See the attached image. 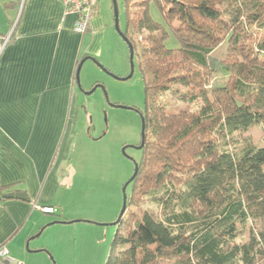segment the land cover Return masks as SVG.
<instances>
[{"label":"trees","instance_id":"1","mask_svg":"<svg viewBox=\"0 0 264 264\" xmlns=\"http://www.w3.org/2000/svg\"><path fill=\"white\" fill-rule=\"evenodd\" d=\"M123 3L146 135L106 264H264V145L244 136L264 133V0ZM8 188L0 181V202Z\"/></svg>","mask_w":264,"mask_h":264},{"label":"crops","instance_id":"2","mask_svg":"<svg viewBox=\"0 0 264 264\" xmlns=\"http://www.w3.org/2000/svg\"><path fill=\"white\" fill-rule=\"evenodd\" d=\"M8 3L17 19L8 33L0 32V181L27 199L0 202V246L15 263L33 264L37 252L27 242L30 249L54 251L61 241L50 238L52 225L82 217L67 212L73 183L65 177L84 116L76 72L84 57L100 52L102 26L92 17L88 32H75V15L65 14L59 0ZM87 144L81 142L83 151Z\"/></svg>","mask_w":264,"mask_h":264},{"label":"rangeland","instance_id":"3","mask_svg":"<svg viewBox=\"0 0 264 264\" xmlns=\"http://www.w3.org/2000/svg\"><path fill=\"white\" fill-rule=\"evenodd\" d=\"M4 1L0 0V32L8 33L17 17L15 9L5 7ZM116 1L119 26L124 31L125 6L123 0ZM149 9L156 21L165 23L163 13L154 1H151ZM92 17H98L102 26L98 37L100 52L89 54L94 59L84 62L80 80L84 91H89L97 83L103 84L106 90L98 87L91 94L80 91L84 116L72 149L70 175L65 177L68 185L73 183L66 195L67 212L82 217L74 216L70 221H77L71 223L53 224L55 229H52L50 238H59L61 243L54 251L49 250L51 254L45 251L33 253V264H53V260L56 264H106L117 229L111 223L118 218L123 206V187L134 173V160L139 161L142 155V149L136 147L142 132L140 113L110 104L135 106L140 111L145 107V88L140 68L135 65L132 77L127 80L115 77L128 75L131 64L129 45L116 28L114 0H97ZM165 44L171 48L180 45L171 32ZM224 48L216 52L217 55L220 56ZM226 78L227 73L221 71L217 73L215 82H224ZM169 98L176 106L186 105L175 94ZM245 135L250 136L254 143L264 145L260 125L253 126ZM85 140L88 144L83 151L81 142ZM130 190L131 184L127 186V193ZM149 203L136 207L138 213L146 205L151 206ZM250 226L247 224L241 228L239 241L249 239ZM60 228H63L62 232Z\"/></svg>","mask_w":264,"mask_h":264},{"label":"water","instance_id":"4","mask_svg":"<svg viewBox=\"0 0 264 264\" xmlns=\"http://www.w3.org/2000/svg\"><path fill=\"white\" fill-rule=\"evenodd\" d=\"M114 8H115V22H116V28L117 30L119 31V33L121 34V36L124 38V40H126V42L128 43L129 45V48H130V64H131V71L128 75L124 76V77H119V76H115L116 78L118 79H121V80H127L129 78L132 77L133 73H134V70H135V61H134V46L132 44V42L128 39V37L125 35L124 31L121 30L120 26H119V10H118V4H117V1L114 0ZM88 59H94V57L92 56H86L84 57L80 63H79V66L77 68V72H76V83H77V86L78 88L87 93V94H91L93 93L98 87H102L104 90L105 89V86L101 83H97L95 84L89 91H84L83 88H82V85H81V80H80V73H81V68L84 64V62ZM112 106H116V107H123V108H130V109H134V110H137L140 115H141V118H142V132H141V143L136 145L137 148L141 149L143 144H144V141H145V130H146V125H145V119H144V116L142 114V112L135 106H127V105H123V104H117V103H110ZM134 173L133 175L131 176V178L126 182V184L124 185L123 187V206L121 208V211L119 213V216L118 218L113 221L111 224L112 225H117L118 221L120 220V218L122 217V215L124 214L125 210H126V207H127V198H128V194H127V186L135 179L137 173H138V161L134 160ZM4 198H19V199H27V195L25 192L23 191H14V192H8L7 194H4L3 196ZM71 221H74V220H71ZM58 222H69V221H58ZM51 224V223H49ZM45 228V226H43L41 229ZM41 233V231L36 234L35 236H39ZM33 236V238L35 237ZM27 247L29 249V251L31 252H39V251H45L47 253H49L48 250L46 249H39V250H33V249H30L29 248V242H27ZM50 254V253H49ZM53 264H56V262L53 260Z\"/></svg>","mask_w":264,"mask_h":264},{"label":"built area","instance_id":"5","mask_svg":"<svg viewBox=\"0 0 264 264\" xmlns=\"http://www.w3.org/2000/svg\"><path fill=\"white\" fill-rule=\"evenodd\" d=\"M65 14L75 15L73 30L79 34H85L89 31L95 7V0H59ZM45 213H53L55 208L51 205H36ZM0 264H22L15 263V260L10 256L9 250L5 245L0 246Z\"/></svg>","mask_w":264,"mask_h":264},{"label":"flooded vegetation","instance_id":"6","mask_svg":"<svg viewBox=\"0 0 264 264\" xmlns=\"http://www.w3.org/2000/svg\"><path fill=\"white\" fill-rule=\"evenodd\" d=\"M141 139H142V137H141ZM140 143H141V140H140ZM140 143H139V144H140Z\"/></svg>","mask_w":264,"mask_h":264}]
</instances>
